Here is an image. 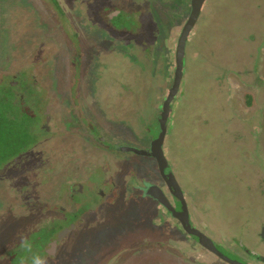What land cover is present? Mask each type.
Returning a JSON list of instances; mask_svg holds the SVG:
<instances>
[{
    "label": "rangeland",
    "instance_id": "1",
    "mask_svg": "<svg viewBox=\"0 0 264 264\" xmlns=\"http://www.w3.org/2000/svg\"><path fill=\"white\" fill-rule=\"evenodd\" d=\"M190 1L0 0V101L27 113L0 162V264H226L144 195L166 192L156 162L118 151L158 136ZM186 45L168 171L193 229L264 264V0H206Z\"/></svg>",
    "mask_w": 264,
    "mask_h": 264
},
{
    "label": "water",
    "instance_id": "2",
    "mask_svg": "<svg viewBox=\"0 0 264 264\" xmlns=\"http://www.w3.org/2000/svg\"><path fill=\"white\" fill-rule=\"evenodd\" d=\"M206 0H191L190 1V13L189 16L184 24V26L181 29V32L179 34V37L177 39V48H176V55L174 56L175 60V70H174V78L171 88L169 89L168 95L165 99V101L162 104V110L160 113L159 124H160V132L158 136L151 142L150 147L148 150H140L133 147L128 146H122L118 149L119 152H130L137 156L142 157H148L152 158L158 168V172L161 176V179L165 182V185L168 189L173 187L174 191L172 194H174L181 202V210L176 211L166 198L165 194L161 191V189L156 185H146L144 189V195L147 197L152 198L153 200L158 202V205H160L167 213L170 214L171 218L176 220L183 232L189 236L193 237L197 240V243L218 257L221 261H223L226 264H244L239 263L237 261L231 260L224 256L220 251L217 250V248L214 246L212 241L205 236L203 233H201L198 230L192 229L189 223L188 218V212L186 207V202L184 200V195L182 194L174 176L172 173H169L165 175V170L168 168V163L166 159L164 158L163 151H162V145L164 142L166 129H167V123H168V117L170 113V105L174 99V97L177 95L179 86L183 77L182 69H183V58L186 54V42L189 38L193 27L198 21V18L200 16V13L203 9L204 3ZM64 234H61L58 236V238H61ZM55 242L51 244V246H54Z\"/></svg>",
    "mask_w": 264,
    "mask_h": 264
},
{
    "label": "trees",
    "instance_id": "3",
    "mask_svg": "<svg viewBox=\"0 0 264 264\" xmlns=\"http://www.w3.org/2000/svg\"><path fill=\"white\" fill-rule=\"evenodd\" d=\"M21 97H19V100L17 101L19 104L21 103L20 100ZM4 101V102H1ZM0 101V141L3 142L5 146H12L13 150L15 151H3L4 146H0V162L8 161L15 156L19 155L20 153L24 152L22 150H26V146H18L19 140L23 136V132L25 129H23V132L19 133V130L15 127L20 126L22 123L21 120L24 117V115H27L26 112H23V110L19 109V107H16L14 103H12V100L8 99V96H3V100ZM45 233V232H44ZM44 233L38 234V236H41V247L47 242V238L49 235H46ZM51 233V231H50ZM46 237V241H45ZM38 243V242H37ZM36 243V244H37Z\"/></svg>",
    "mask_w": 264,
    "mask_h": 264
},
{
    "label": "flooded vegetation",
    "instance_id": "4",
    "mask_svg": "<svg viewBox=\"0 0 264 264\" xmlns=\"http://www.w3.org/2000/svg\"><path fill=\"white\" fill-rule=\"evenodd\" d=\"M110 15V16H109ZM115 13L112 11V12H110V14H108L107 15V20L109 21V22H112V25H114V23H113V21L115 20L114 18H115ZM115 27L117 26V25H114ZM118 28H123L122 26L120 27V26H118L117 27V29ZM160 125V124H159ZM167 126H168V123H167ZM161 129V128H160ZM160 129H159V132H160ZM167 129H168V127H167ZM166 129V130H167ZM159 134V133H158ZM166 135V134H165ZM98 139L102 142L103 141V139L101 138V137H98ZM150 147V146H149ZM121 153V152H120ZM122 153H130V152H122ZM156 166H157V164H156ZM157 170H158V168H157ZM159 173V172H158ZM165 175H167V174H169V173H171L170 171H168V168L165 170ZM174 176V175H173ZM159 177L161 178V176H160V174H159ZM175 178V177H174ZM163 181V180H162ZM163 183H164V185H165V182L163 181ZM178 184V183H177ZM179 186V185H178ZM180 188V187H179ZM165 196H166V198L168 199V201L171 203L170 205L177 211H179V210H181L180 208H181V202H180V200L174 195V194H172V192L174 191V189H173V187H171L170 189H168L167 188V186L165 185ZM181 190V189H180ZM182 192V191H181ZM164 194V193H163ZM183 194V193H182ZM184 195V194H183ZM152 199V198H151ZM184 200H185V197H184ZM157 202V201H156ZM185 202H186V200H185ZM187 204V203H186ZM185 204V205H186ZM177 205L179 206V209H177ZM187 207V206H186ZM187 212H188V209H187ZM167 214H169V213H167ZM169 216H170V214H169ZM188 218H189V214H188ZM189 223H190V220H189ZM190 226H191V224H190ZM191 228H192V226H191ZM193 229V228H192ZM199 231V230H198ZM189 237V236H188ZM190 238H192V239H194V240H196L195 238H193V237H190ZM197 241V240H196ZM213 243V242H212ZM52 244V243H51ZM214 244V243H213ZM215 246V245H214ZM216 247V246H215ZM218 258V257H217ZM258 260H260L261 262H263L264 263V259H262V258H260V259H258ZM239 263H243V262H239ZM245 264V263H244Z\"/></svg>",
    "mask_w": 264,
    "mask_h": 264
},
{
    "label": "clouds",
    "instance_id": "5",
    "mask_svg": "<svg viewBox=\"0 0 264 264\" xmlns=\"http://www.w3.org/2000/svg\"><path fill=\"white\" fill-rule=\"evenodd\" d=\"M30 250V246H29ZM32 264H49V258L45 257H33Z\"/></svg>",
    "mask_w": 264,
    "mask_h": 264
}]
</instances>
